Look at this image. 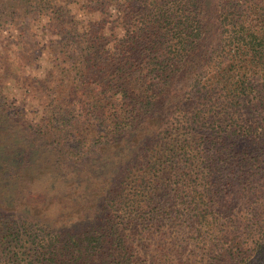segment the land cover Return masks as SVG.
Listing matches in <instances>:
<instances>
[{
  "label": "trees",
  "instance_id": "16d2710c",
  "mask_svg": "<svg viewBox=\"0 0 264 264\" xmlns=\"http://www.w3.org/2000/svg\"><path fill=\"white\" fill-rule=\"evenodd\" d=\"M83 4L110 34L71 23L41 119L0 111V197L53 217H7L0 264H264V0Z\"/></svg>",
  "mask_w": 264,
  "mask_h": 264
},
{
  "label": "rangeland",
  "instance_id": "374dc122",
  "mask_svg": "<svg viewBox=\"0 0 264 264\" xmlns=\"http://www.w3.org/2000/svg\"><path fill=\"white\" fill-rule=\"evenodd\" d=\"M55 2H57L56 5H65L60 3L61 0ZM56 5H46L43 8L44 13L39 15L37 10L20 9L15 0H0V111L5 110L4 113L27 121L28 126L35 124L43 116L42 105L44 102L38 101L37 87L34 86L33 81H28L27 78L43 76L46 73L50 68L49 53L55 48L59 51L63 49L66 51L65 44L70 43L65 41V38L66 34L70 32V26H73L71 23H79L76 25V28L79 29H75L77 34H81L85 30L83 28L89 23L92 26L99 23V27L93 28L92 31L95 34L101 31L106 36L116 25L114 21L116 10L114 8H109L110 14L114 16L108 17V21H103L100 14L88 13L83 0H79L77 4H67L69 11L66 10L63 13L59 27L57 26L59 22H56L59 19L52 15L55 14L54 10H61L60 6L55 8ZM104 27L106 28L104 29ZM118 34L122 35L123 30H119ZM7 176L0 175V181L6 182ZM7 196V199L0 197L1 231H3L7 217H11L12 221L20 219L27 223L34 220L33 224L36 223V225H33L32 229L35 233L39 230L37 222L42 223L44 229L49 230L53 226V217H48L45 210L35 212L39 207L34 202H25L22 212H18L22 208H13L16 198H13L12 194H7ZM41 205L46 206L47 204L41 201ZM43 209L45 208L43 207ZM25 219L29 220L24 221ZM146 258L142 256L141 260L144 261Z\"/></svg>",
  "mask_w": 264,
  "mask_h": 264
}]
</instances>
